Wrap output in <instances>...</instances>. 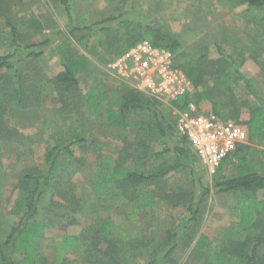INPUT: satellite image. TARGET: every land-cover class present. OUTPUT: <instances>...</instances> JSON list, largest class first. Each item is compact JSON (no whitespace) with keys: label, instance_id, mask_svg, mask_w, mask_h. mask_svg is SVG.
<instances>
[{"label":"trees","instance_id":"obj_1","mask_svg":"<svg viewBox=\"0 0 264 264\" xmlns=\"http://www.w3.org/2000/svg\"><path fill=\"white\" fill-rule=\"evenodd\" d=\"M56 1L64 14L65 30L57 32L55 40L44 35L36 42L23 45L17 24L8 17L5 19L8 52L0 54V140L21 142L19 132L7 125L6 115L18 110L13 109V105L25 109L38 107L41 102L42 89L48 80L39 74L40 70L35 77H31L20 66L38 62L45 55L46 47L54 44L53 49L62 68L50 80L51 88L61 106L70 112L71 105L76 106L80 102L78 75L87 70V55L106 64L136 43L148 40L153 47L166 50L173 56V67L182 71L192 84L193 91L177 97L168 105L122 83V88L117 89L121 102L116 109H109L105 118L121 133L127 127L140 125V143L135 153L129 152L125 145L124 155L118 159L105 154L98 156L91 175L90 195L105 211L117 205L130 208L127 214L130 219H137L141 209H154L163 202L172 207L182 206L186 215L179 226L167 231L162 243L129 238L121 226L115 225L110 218H103L88 230L91 237L85 232L54 236L52 259L40 257L38 241L47 227L57 223L56 220L37 219L43 211L47 212L42 207L46 190L53 185V195L66 202L73 212L87 210L85 201H78L73 189L66 193L59 189L66 163L73 159V145L85 146L87 141L84 134L71 131L68 138L58 137L57 143L45 150L42 167L27 169L19 175L16 185L18 197L13 207L18 220L5 238L0 239V264H69L68 256L78 257L80 264H133L135 257L146 254L149 259L147 264H164L171 260L178 247L179 231L191 228L199 221L206 198L210 194L230 193L235 195L236 220L228 230L211 239L205 234L199 235L193 248L195 261L202 264H264V198L260 199L257 195L264 189V174L257 171V166L244 163L245 158L239 153L247 145L241 146L233 155L238 160L235 176L219 177L228 158L213 176L212 186H204L195 172L194 164L200 166L197 157L187 145V140L175 132L176 116L169 121L165 115L170 108L182 111L189 103L200 105L206 102L215 115L244 126L249 143L262 144L264 100L251 82L222 48L218 47L219 57L212 59L204 46L194 45L190 50L184 49L178 37L165 32L160 26L143 23L140 16L132 17L131 14L139 9L137 0L132 1L131 11L83 26L74 24L69 0ZM115 1L107 0L108 3ZM229 1L236 6L264 9V0ZM28 28L38 35L43 25L39 20H30ZM236 80L242 82L251 101L236 99L233 87ZM207 81H210V86H207ZM99 99L92 94L85 99L95 114L100 113ZM243 110L248 117L240 120ZM135 116L145 119L136 124ZM148 137L159 139L162 150L156 151L148 144ZM95 142L91 140V147ZM124 160H130L133 166L121 167L120 162ZM161 160L163 163L159 166L153 165ZM78 161L83 163L81 158ZM184 171L191 179L188 188L178 187L180 184L176 188L167 186L168 177ZM53 200L49 204L57 205ZM73 223L74 219L70 221V224Z\"/></svg>","mask_w":264,"mask_h":264},{"label":"rangeland","instance_id":"obj_2","mask_svg":"<svg viewBox=\"0 0 264 264\" xmlns=\"http://www.w3.org/2000/svg\"><path fill=\"white\" fill-rule=\"evenodd\" d=\"M69 1L74 24L83 26L131 11L133 0H116L113 3H108L107 0ZM136 2H139V9L131 14L132 17L140 16L143 23L160 26L165 32L178 37L184 49L190 50L194 45L204 46L209 57L215 59L219 57L218 47L222 48L264 100V9L249 8L246 5L236 6L229 0H137ZM6 17L17 24L19 39L23 45L36 42L44 35L55 40L57 32L65 30L64 14L56 0H0V54L8 52L5 41L8 32L5 25ZM30 20H39L42 23L41 34L36 35L28 28ZM53 47L54 44L46 47L45 55L38 62H28L20 66L28 76L35 77L40 70L39 74L48 80L43 86L38 107L19 109L13 105V109L18 110L6 115L9 129L18 131L22 139L18 144L14 141L0 140L2 188L0 239L5 238L18 220L13 207L18 197L16 185L19 175L27 169L42 167L45 150L54 146L58 137L68 138L69 132L75 131L84 134L87 141L85 146L73 145V159L66 163L62 185L58 187L63 193L73 189L78 201H85L87 210L85 212L69 210L66 202L60 201L53 195V185L48 188L42 202V207H45L47 212L43 211L37 219L56 220L57 223L44 230L37 244L38 255L51 260L54 236L79 235L85 232L91 237L88 230L103 218H110L115 225L121 226L129 238L150 239L154 243H162L167 231L179 226L181 219L186 215L182 206L172 207L169 203L163 202L154 209H141L137 219H130L127 218L130 208L117 205L105 211L90 195L91 175L98 156L105 154L118 159L122 154L124 155L125 145L129 152L135 153L141 139L138 128L140 125L127 127L124 133H121L117 126L110 125L105 118L106 112L109 109H116L121 102V94L117 89L122 88V83L107 73V67L113 59L102 64L86 54L87 70L78 75L80 102L76 106L71 105L69 108L71 111L68 112L61 106L51 88L50 80L62 69ZM78 49L81 51L80 48ZM208 85H211L210 81H207ZM233 87L237 100H252L241 81L236 80ZM90 94L100 97L99 114L93 113L85 100ZM224 98L227 99V96ZM199 104L204 111H211L208 103ZM165 115L169 121H173L176 109H168ZM247 117L248 113L243 110L239 119L245 120ZM133 119L138 124L145 118L135 116ZM92 139L96 141L93 147H91ZM146 142L154 146L156 151L162 150L159 139L148 137ZM239 154L243 159L245 158L246 165L257 166V171L264 174V143H248L247 148ZM80 158L83 160L82 164L78 161ZM150 163L148 166H151ZM161 163L162 160L153 165L159 166ZM237 163L236 157H230L225 162L223 173L219 174V177L235 176ZM120 164L123 168L133 166L130 160L121 161ZM194 165L199 182L204 186H212L213 177H208L198 163ZM190 181V177L184 171L172 174L167 178L166 183L171 188H176L179 184L178 187L188 188ZM257 195L260 199L264 198V189L258 191ZM50 200L55 201L57 205H50ZM236 216L234 194H210L202 207L199 221L191 228L179 231L178 247L171 260L165 261L164 264H202L195 261V253H193L199 235L205 234L211 239L223 233L230 228ZM72 219L74 223L70 224ZM63 226H65L64 230ZM68 259L69 264H80L76 256H68ZM148 261L146 254L144 257H135L132 263L147 264Z\"/></svg>","mask_w":264,"mask_h":264},{"label":"built area","instance_id":"obj_3","mask_svg":"<svg viewBox=\"0 0 264 264\" xmlns=\"http://www.w3.org/2000/svg\"><path fill=\"white\" fill-rule=\"evenodd\" d=\"M172 64L168 51L141 41L113 59L107 73L116 81L170 105L177 97L193 91L190 81ZM175 132L187 140L208 177H213L226 159L249 143L244 126L204 111L194 103L182 111L176 110Z\"/></svg>","mask_w":264,"mask_h":264}]
</instances>
